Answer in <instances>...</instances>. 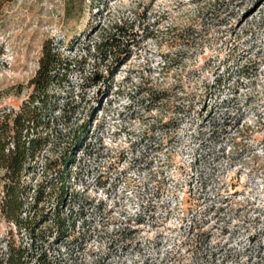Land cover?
Masks as SVG:
<instances>
[{
    "label": "rangeland",
    "instance_id": "rangeland-1",
    "mask_svg": "<svg viewBox=\"0 0 264 264\" xmlns=\"http://www.w3.org/2000/svg\"><path fill=\"white\" fill-rule=\"evenodd\" d=\"M119 29L121 61L97 48ZM45 42L74 64L25 176L28 227L0 207V242L64 264H264V0H11L0 115Z\"/></svg>",
    "mask_w": 264,
    "mask_h": 264
},
{
    "label": "trees",
    "instance_id": "trees-1",
    "mask_svg": "<svg viewBox=\"0 0 264 264\" xmlns=\"http://www.w3.org/2000/svg\"><path fill=\"white\" fill-rule=\"evenodd\" d=\"M11 0H0V10ZM99 7V6H98ZM120 30V29H119ZM122 33V34H120ZM124 32L108 35L98 45L105 55L119 52L121 61L130 52L134 40H125ZM74 60L64 57L53 44L45 42L39 68L32 78L33 91L18 111L0 115V179L3 195L0 200L5 218L18 227H28L31 210L30 186L25 176L37 156L49 143L50 120H45L44 109L50 102V90L59 75L72 69ZM0 264H64L60 259L48 258L36 247L14 238L0 242Z\"/></svg>",
    "mask_w": 264,
    "mask_h": 264
}]
</instances>
